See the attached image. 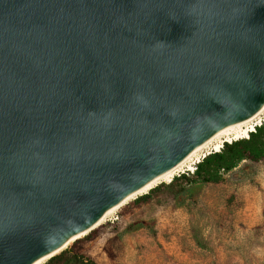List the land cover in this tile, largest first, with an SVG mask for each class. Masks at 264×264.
<instances>
[{
    "label": "water",
    "instance_id": "1",
    "mask_svg": "<svg viewBox=\"0 0 264 264\" xmlns=\"http://www.w3.org/2000/svg\"><path fill=\"white\" fill-rule=\"evenodd\" d=\"M263 102L264 0H0V264L56 255Z\"/></svg>",
    "mask_w": 264,
    "mask_h": 264
},
{
    "label": "rangeland",
    "instance_id": "2",
    "mask_svg": "<svg viewBox=\"0 0 264 264\" xmlns=\"http://www.w3.org/2000/svg\"><path fill=\"white\" fill-rule=\"evenodd\" d=\"M244 165L250 169L233 178ZM219 174L218 182L157 185L147 202L135 198L110 215L80 251L98 264H264V159ZM139 221L147 226L128 229Z\"/></svg>",
    "mask_w": 264,
    "mask_h": 264
},
{
    "label": "trees",
    "instance_id": "3",
    "mask_svg": "<svg viewBox=\"0 0 264 264\" xmlns=\"http://www.w3.org/2000/svg\"><path fill=\"white\" fill-rule=\"evenodd\" d=\"M244 159H248L253 162L264 159V124L256 127L255 131L251 132L249 137L241 139L233 143H225L220 152L212 153L206 156L200 163L195 166L192 177L189 178L185 174L173 178V180L167 184V187H172L173 182L179 178L185 179V181H201L202 183L218 182L221 180L219 172L224 170L226 172L231 171L238 163ZM185 191V188L180 187L176 194ZM149 200V195H141L134 200L136 205L145 203ZM146 227L145 221H139L132 223L128 226V229L132 227ZM99 233V226L91 230L83 238L75 240L72 245L60 253L51 256L43 264H98L93 259L86 256L80 251L79 244L85 240H91Z\"/></svg>",
    "mask_w": 264,
    "mask_h": 264
},
{
    "label": "bare ground",
    "instance_id": "4",
    "mask_svg": "<svg viewBox=\"0 0 264 264\" xmlns=\"http://www.w3.org/2000/svg\"><path fill=\"white\" fill-rule=\"evenodd\" d=\"M263 124H264V102L262 103L261 107L251 116L222 127L214 134H212L210 137L206 138L204 141H202L201 143L197 144L194 148H192V150H190L180 161H178L171 168L155 176L149 182H147L137 190L128 194L119 203L108 208L92 228L83 231L78 235H75L74 237L69 239L68 242H66L54 254L63 251L69 245H71L75 240L84 237L91 230H93L94 228L98 227L99 225L107 221L110 215H112L119 208H121L131 200L137 198L140 195L148 193L154 187H156L157 185L163 182L170 183L173 180V178L178 176L181 172L184 173V169L185 171H189V172L194 171L195 165L200 163L203 158H205L206 156L212 153L220 152L222 148V143L224 142L233 143L241 139H246L249 137L251 132L255 131L256 127L261 126ZM209 147H211L212 149L211 151L209 150ZM49 258H50L49 255L41 257L38 260H36L33 264H43Z\"/></svg>",
    "mask_w": 264,
    "mask_h": 264
},
{
    "label": "built area",
    "instance_id": "5",
    "mask_svg": "<svg viewBox=\"0 0 264 264\" xmlns=\"http://www.w3.org/2000/svg\"><path fill=\"white\" fill-rule=\"evenodd\" d=\"M230 143V142H229ZM192 173V172H191Z\"/></svg>",
    "mask_w": 264,
    "mask_h": 264
}]
</instances>
